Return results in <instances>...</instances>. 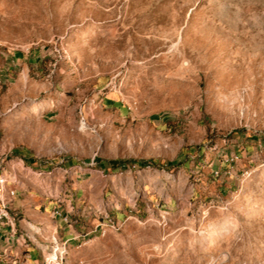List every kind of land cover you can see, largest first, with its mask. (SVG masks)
I'll use <instances>...</instances> for the list:
<instances>
[{
  "label": "rangeland",
  "instance_id": "obj_1",
  "mask_svg": "<svg viewBox=\"0 0 264 264\" xmlns=\"http://www.w3.org/2000/svg\"><path fill=\"white\" fill-rule=\"evenodd\" d=\"M0 190L33 264H264V0H0Z\"/></svg>",
  "mask_w": 264,
  "mask_h": 264
},
{
  "label": "crops",
  "instance_id": "obj_2",
  "mask_svg": "<svg viewBox=\"0 0 264 264\" xmlns=\"http://www.w3.org/2000/svg\"><path fill=\"white\" fill-rule=\"evenodd\" d=\"M10 199L11 201H8L0 195L2 210L8 209L13 212L16 198L10 197ZM57 215L60 217V212H57ZM62 218L67 222L69 221L67 216L62 215ZM11 223H13V216L0 218V264H33L29 260L30 254L19 257L22 250L20 245L24 246L30 236L20 233L16 225L12 227Z\"/></svg>",
  "mask_w": 264,
  "mask_h": 264
},
{
  "label": "built area",
  "instance_id": "obj_3",
  "mask_svg": "<svg viewBox=\"0 0 264 264\" xmlns=\"http://www.w3.org/2000/svg\"><path fill=\"white\" fill-rule=\"evenodd\" d=\"M13 192V198L16 197V190H12ZM55 212H59L58 210L55 211ZM0 214L4 216V218H6V216H13V223L12 224V227L15 226V213L14 212H10V210H2L1 208V204H0ZM60 217L62 218V214L60 213ZM63 219V218H62ZM64 222H67L63 219Z\"/></svg>",
  "mask_w": 264,
  "mask_h": 264
},
{
  "label": "bare ground",
  "instance_id": "obj_4",
  "mask_svg": "<svg viewBox=\"0 0 264 264\" xmlns=\"http://www.w3.org/2000/svg\"><path fill=\"white\" fill-rule=\"evenodd\" d=\"M216 175H219V173L216 172ZM0 192H1V190H0ZM12 194H13V193H12ZM6 217H7V216H6ZM0 218H4V216L0 214Z\"/></svg>",
  "mask_w": 264,
  "mask_h": 264
}]
</instances>
